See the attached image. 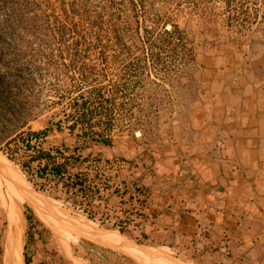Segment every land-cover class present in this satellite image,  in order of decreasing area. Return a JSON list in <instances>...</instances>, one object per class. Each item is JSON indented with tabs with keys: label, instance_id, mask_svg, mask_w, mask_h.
<instances>
[{
	"label": "rangeland",
	"instance_id": "obj_1",
	"mask_svg": "<svg viewBox=\"0 0 264 264\" xmlns=\"http://www.w3.org/2000/svg\"><path fill=\"white\" fill-rule=\"evenodd\" d=\"M72 5L94 26L90 51L77 32L59 31ZM0 51V75L21 89L26 122L0 144V167L22 193L0 189L3 261L18 230L23 251L28 210L62 249L81 235L141 256L127 238L97 229L116 227L94 218L92 204L35 179L37 163L25 164L47 145L28 130L136 143L153 164L184 163L220 196H264V0H0Z\"/></svg>",
	"mask_w": 264,
	"mask_h": 264
},
{
	"label": "crops",
	"instance_id": "obj_2",
	"mask_svg": "<svg viewBox=\"0 0 264 264\" xmlns=\"http://www.w3.org/2000/svg\"><path fill=\"white\" fill-rule=\"evenodd\" d=\"M43 132L47 145L43 149L51 154L65 142H77H69L70 134L64 131L50 128ZM104 148L102 143L95 144L91 156L103 158L97 152ZM103 160L68 169L88 177L82 185L84 191L63 183L57 186L65 192L76 191L77 198L92 204L87 211L94 218H106L110 220L106 221L108 225L117 228L93 223L97 229L127 238H123L126 245L134 244L141 256L81 235L76 237V244L69 243V249H62L50 228L37 223L29 229L27 223L22 231L26 235L22 252L26 251L30 264H264L263 195H255L254 201L237 190L230 196H220L208 183L195 181L181 163L158 175L151 166L141 168L138 164L131 170L129 164ZM90 175L97 179L92 182ZM136 182L149 189L148 201L142 202L133 193ZM88 187L97 191L94 200H87V194H83ZM1 231L0 264H4L7 228Z\"/></svg>",
	"mask_w": 264,
	"mask_h": 264
},
{
	"label": "trees",
	"instance_id": "obj_3",
	"mask_svg": "<svg viewBox=\"0 0 264 264\" xmlns=\"http://www.w3.org/2000/svg\"><path fill=\"white\" fill-rule=\"evenodd\" d=\"M59 31L64 35H71L76 33L78 37L76 43L80 42L82 51H90L94 49L91 42H88V38H91L92 41L97 40L96 35L93 36L94 26L91 23L86 21V12L84 10L76 8L74 5L70 9L62 8L61 15L59 16ZM74 17H78V21H74ZM94 37V38H93ZM2 55V52L0 51ZM0 55V57H1ZM1 67V66H0ZM5 69H9L8 64L5 66ZM8 71V70H7ZM83 74L88 73L87 70H83ZM8 74V73H7ZM10 74V73H9ZM85 76V75H84ZM21 89L19 90L17 86H11L8 83H5L3 80V75H0V144L7 143L13 136L23 133L22 128L25 126L26 122L20 120V117L23 115V100L20 98ZM88 113V112H86ZM86 113L83 114L85 118ZM90 117V116H89ZM76 127V122L69 125V131H73ZM50 128H46L48 130ZM42 131H30L28 130V135L37 136L40 133L45 135V132ZM102 143L104 145V151H99L97 154L101 153L104 155L102 158L91 156L92 150L95 144ZM91 151H88V150ZM68 151V155H65L64 152ZM109 152H112L111 157H109ZM62 159V160H61ZM105 159V160H103ZM108 162L112 160L113 162L126 163L129 164L131 170L135 169L138 164L141 165V168H147L148 166L152 167V170L156 174L162 175L165 170L169 171L173 168H176V165L166 166L162 163L153 164L151 157L140 147H137L136 143L129 144L126 141H118L111 139L99 140L98 138H93L89 140L78 141L70 145L68 143H63L61 148H57L53 154L47 150H36L34 156L31 157L30 161L26 162V167L30 166V162H36V169L32 170L35 176L43 181L42 185H45L47 181H55L56 184L63 183L64 185L75 188L79 187L80 191H84L82 185L87 176L85 177L81 172H71L68 169L75 166H81L85 162H98V161ZM91 162V163H92ZM152 164V165H151ZM184 167H187L182 163ZM189 172V171H188ZM190 176L199 181V176L195 172H189ZM90 178V177H89ZM97 177L95 176L92 180L95 181ZM99 179V178H98ZM137 184V185H135ZM133 184V193L141 197L142 202L148 201L150 198L149 189L139 182ZM135 185V186H134ZM116 191V190H115ZM77 193L76 191H74ZM79 192V191H78ZM87 197L89 198L91 194H97L95 189L87 188L86 192ZM26 219L28 221L29 229L36 226V223L31 215V212L28 210L25 213ZM139 226L140 224H135ZM118 238L123 239L119 234L114 233ZM29 238V235H28ZM30 240V239H29ZM27 240V243L30 241ZM26 248V245H25ZM26 250V249H25ZM24 262L25 264H30V259L24 251Z\"/></svg>",
	"mask_w": 264,
	"mask_h": 264
},
{
	"label": "bare ground",
	"instance_id": "obj_4",
	"mask_svg": "<svg viewBox=\"0 0 264 264\" xmlns=\"http://www.w3.org/2000/svg\"><path fill=\"white\" fill-rule=\"evenodd\" d=\"M0 164H1V161H0ZM11 172V171H10ZM28 183V182H27ZM29 185V184H28ZM4 186H7L6 188L8 189L9 191V198H19V197H22V193L20 192L18 186L14 183V181H12V179L5 173V170H3L1 167H0V189L1 187H4ZM30 186V185H29ZM31 187V186H30ZM5 188V189H6ZM32 188V187H31ZM33 189V188H32ZM34 190V189H33ZM35 191V190H34ZM6 192V191H5ZM37 192V191H35ZM7 193V192H6ZM30 197H34L32 196V194L30 193L29 194ZM2 196V195H1ZM0 196V197H1ZM8 196V195H7ZM35 199V197H34ZM17 200V199H16ZM14 205V203H13ZM12 205V206H13ZM16 205V204H15ZM5 206V205H4ZM11 209V208H10ZM15 209V208H13ZM11 211V210H10ZM8 213V212H7ZM8 215H11L10 213H8ZM14 218V217H13ZM12 218V219H13ZM20 230H18V232H16L15 234V242L12 243L11 245V249H10V252H6V255H5V260H4V264H22L23 262V256H22V250H21V247H20ZM10 241V240H9ZM6 250V249H5Z\"/></svg>",
	"mask_w": 264,
	"mask_h": 264
},
{
	"label": "built area",
	"instance_id": "obj_5",
	"mask_svg": "<svg viewBox=\"0 0 264 264\" xmlns=\"http://www.w3.org/2000/svg\"><path fill=\"white\" fill-rule=\"evenodd\" d=\"M35 137H36V135H35ZM34 137V138H35ZM37 137H39V136H37ZM44 137V136H43ZM34 138L32 139V136H31V139H30V143H32V141H34ZM35 140H36V138H35ZM26 143H28V141H26ZM43 149V148H42ZM36 150H34V152H35Z\"/></svg>",
	"mask_w": 264,
	"mask_h": 264
}]
</instances>
